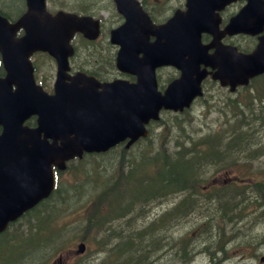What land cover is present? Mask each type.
<instances>
[{
	"label": "water",
	"instance_id": "water-1",
	"mask_svg": "<svg viewBox=\"0 0 264 264\" xmlns=\"http://www.w3.org/2000/svg\"><path fill=\"white\" fill-rule=\"evenodd\" d=\"M29 5L30 11L22 20L27 19L26 34L20 40H13L11 35L18 25L10 24L0 15V50L8 71L5 77H0V123L4 125L0 134V231L9 220L51 192L53 164L63 168L65 160L75 154L106 150L127 136L131 137L129 145L147 134L145 121L151 116L158 117L163 103H177L170 99L175 89L187 91L190 97L194 94L191 85L184 84L192 72V60L179 62L183 74L163 96L155 91L154 81L149 77L139 79V75V82L116 79L101 83L94 76L78 73L67 81L68 54L72 51L68 41L73 31L80 29V19L62 11L56 16L46 15L43 5L34 6L32 0ZM33 10L45 15L42 23L32 18H38ZM36 48L48 49L57 58L54 94L35 84L27 57ZM156 48L157 44L145 46L147 58L152 53L150 50ZM139 51L137 45L123 44L118 66L126 71L130 68L138 71ZM129 52L130 59L125 55ZM160 62L158 59L157 63ZM215 63L219 65L218 61ZM145 71L149 72V67ZM263 71L264 40L257 51L241 55L237 69L245 81ZM203 75H199L198 81ZM13 83L17 84L15 89ZM32 114H38L35 127L24 124ZM79 248L83 250L84 244Z\"/></svg>",
	"mask_w": 264,
	"mask_h": 264
},
{
	"label": "rangeland",
	"instance_id": "rangeland-1",
	"mask_svg": "<svg viewBox=\"0 0 264 264\" xmlns=\"http://www.w3.org/2000/svg\"><path fill=\"white\" fill-rule=\"evenodd\" d=\"M68 1L70 5H74V0ZM163 1L165 2V0ZM5 2L6 0H0V9L4 12L8 13L9 10L10 12L18 13L23 9L20 7L21 4L19 2H13V8L11 5L8 8L7 5H4ZM56 2L58 3V0H56ZM44 59L46 60L45 63H43ZM38 61L40 64V71L48 75L52 83L55 78V62L44 57H39ZM94 63H97V61L94 60ZM104 63L108 64L107 62ZM257 79L252 83L253 88L241 90L242 101L240 104H242L241 109L245 111V121L247 122L249 121L248 119H250L252 122L249 126L252 127L251 130L253 132L251 138L257 139L258 141L254 144V148H259L260 151L263 152V155L252 159L247 154V151H238L235 159L237 157L240 158V167L237 168V165L235 164L234 169L230 170L232 171V175L233 173L237 174L241 172V178L243 181L264 182V117H262L263 113L259 112L261 109L259 100L253 99L255 95H260L264 98V81L258 84L260 80ZM217 88L218 87L212 83L208 84L209 94H214L216 99L218 97L215 92ZM212 101V99H206V102L195 104L191 110L192 118L186 119L191 122L183 121L177 123L172 121L186 118L185 113H175L176 116L173 115L174 112L168 111L164 113L161 124L170 119L165 126V130L161 124H156L149 137L153 140V148L155 152L162 150L163 148L174 151L176 149L177 141L189 138L197 139L206 137L208 132L215 128H218L222 134H227V121L232 117V112L230 111L231 108L222 107L219 109L220 104ZM253 102L255 107L254 111H248L247 108H252ZM229 121L236 125V119L234 120L233 118V120ZM168 125L169 128L167 127ZM145 140L146 139L135 144L133 148L129 150H123V146H118V149L113 152L109 151L103 154H95L97 157L96 161L90 159L89 156L86 158L88 162L90 161L89 166L99 164L100 166L97 168L101 170L105 176H110L112 173L116 172L105 185L107 187L109 183L115 181V179H119L118 181L121 182L122 190H115V193L113 192L112 195L116 198L123 196H134L138 198L145 194L142 184L148 185L151 180L141 181V179L146 175H149V167L153 164L152 161L149 160V156H147V150L143 147L146 146L144 144ZM126 153H129V155H126ZM128 158H134L132 160V165H128V162H126ZM79 163L80 162L73 163L71 167L66 168L62 172V175L60 176L62 182L59 188V190H61H58L59 192L57 191L52 197L46 200V202H48L47 206H41L43 208L36 212L37 214L35 215L37 216H46L51 209V214L47 215V218L42 219L36 224L34 232L31 234V237L34 239L31 251L26 252L23 255L22 263L18 264H36L41 260L46 261L43 264H52L59 259L64 264H102L104 258L107 257H110L109 259H112V261L114 258L117 261L116 258L121 257L118 260L120 264H131L133 261L132 258H134V256H130L127 253L116 249L114 245L116 241L115 238H111L110 242L105 243L99 248L96 239L102 237L101 235H97L98 233L95 234V227H92V220L87 217L86 205L89 203L88 201L97 199L99 192L102 190V186H99L98 182H96L93 168H89L88 172L80 177L81 173L76 169ZM214 169L215 166H211L207 173L203 174L204 179L201 183L209 184L212 181L221 182V180L227 175V171H216ZM103 174L100 176L101 180H104ZM180 183L183 185L188 184L189 187L177 189V186H175L174 194L167 197V199L170 205L174 201L180 210L185 213H190V215L187 219H182L178 225L177 231L172 235L171 240L179 239L184 230L193 232L192 238L194 252L192 255L194 261L192 264H209V260L208 258H205V254L210 250L216 252L221 241L219 238L220 231L227 234V239H237L236 242L242 244V246L252 242L255 233L259 234L264 232V219H255L253 211L248 213V211L246 212L244 210L246 208H242L243 210L240 217H233L232 220L225 219L219 210L227 209L232 205L230 202L226 203L218 198H198L193 195L192 186L189 181H182ZM252 192L253 193L242 194L239 203H246L250 198L264 194V186H259ZM111 200L113 201V205L114 197H112ZM181 200L183 201L181 202ZM258 200L259 201L256 202L264 205V197ZM250 203L251 201H249V205H251ZM101 204L102 206L105 205L104 208H102V212H107L105 208L107 203L103 201ZM165 204V198L152 200L146 204L145 214L154 212L156 209H161L162 205ZM263 208L264 206L261 210ZM112 210L115 211L116 207H113ZM32 220L33 217L31 216L23 217L12 227V231H23L25 229L23 226L30 223ZM25 232L27 231L25 230ZM28 234H30V232H28ZM15 235L16 234H13V236ZM209 235H212V237H208ZM23 237L24 236L22 235V238ZM45 238L52 240V242L55 243L45 246L46 242H42ZM80 241H84L87 245L82 254L76 252ZM205 245H209V247H205ZM228 246H236V244L230 242ZM235 249L236 248L232 249L231 252ZM146 250L143 253H146L149 257L143 259L145 262L148 260L153 261L157 258H163V263H165L166 261L171 262L174 258L173 255H169L173 254V249L169 250L165 256L162 257H157L159 253L157 251L154 252L155 250H150V252H146ZM262 252H264V243L262 246H259L258 255ZM8 254H10V257H15L16 260L21 257L15 243L13 247L10 245H0V264L1 260ZM35 254L38 255L37 258H35ZM14 264H17V262ZM224 264H255V262L253 258L240 260V255H237L235 258L225 260Z\"/></svg>",
	"mask_w": 264,
	"mask_h": 264
},
{
	"label": "flooded vegetation",
	"instance_id": "flooded-vegetation-1",
	"mask_svg": "<svg viewBox=\"0 0 264 264\" xmlns=\"http://www.w3.org/2000/svg\"><path fill=\"white\" fill-rule=\"evenodd\" d=\"M47 8L49 11L55 13L58 10L64 9L67 11L75 12L81 16H92L99 22L100 35L97 39L104 38L101 41H107L111 46H116L110 39L112 29L120 26L127 18L125 12L126 7L130 6L129 0H74V5H70L68 0H46ZM142 10L135 9L133 11V30L131 34L135 36V43H140L143 36L149 34L153 30V25L148 21V17L154 24L156 31L162 28V24L167 23L176 13L180 10L187 16V9L190 8V22L195 23L200 31V45L202 47V57L208 55H235L238 52L249 53L257 49L260 38L264 34V0H138ZM13 2H19L21 8L20 12H10V20L15 22L27 10V0H6L4 5L8 8ZM248 8L247 14L244 16L242 12ZM122 9V10H121ZM235 19L234 25L229 29L230 23ZM252 26L260 28L256 33H249L242 30L243 26ZM24 32L21 27L16 31L17 35ZM179 26L174 25L171 35L176 36L179 34ZM160 31L156 34H151L150 39H155L161 35ZM81 40H77L79 42ZM111 41V42H110ZM99 42V41H98ZM115 53V60L117 51L113 48ZM114 63L116 65V62ZM77 66V65H76ZM202 67L205 65L202 64ZM78 68H84L79 67ZM87 69V68H86ZM166 69L165 71H163ZM209 70H213L208 67ZM104 78L106 77H119L133 79L132 75L126 72H91ZM106 74L107 76H103ZM180 72L175 66L161 65L157 68L156 79L159 89H165L169 82L178 77ZM264 77V73L251 78L248 85L237 84L233 89L231 85L222 84L218 79L212 77L209 73L202 81L204 89V97L212 99V102L219 103L222 107H239L242 101L241 90L251 88L252 81L255 78ZM257 79V80H258ZM228 80V79H227ZM46 79H43L45 83ZM207 83V84H206ZM212 83L218 88L216 89L217 99L214 94H209L208 84ZM46 86V85H45ZM251 86V87H250ZM216 99V100H215ZM204 100V99H203ZM201 97L196 98L193 104L201 103ZM226 136V134H224ZM223 147L225 143L223 142ZM238 149L231 151L232 156L226 155V149L219 150L220 158L218 163L221 171H227V175L219 181H212L209 184L201 182H190L192 186V193L198 198H218L219 200L230 202L232 204L227 209L219 210L224 217L228 211H233V217H240L242 208L248 213L254 212L255 219H264V206L262 203L256 202L262 199L264 194L250 198L246 203H239L242 194L253 193L252 191L259 186H264L262 181H243L240 177L232 175L230 169H234L235 164L239 165L240 158H236ZM239 178V179H238ZM196 189L194 188V185ZM174 186H179L181 189L189 187L188 184L174 182ZM174 191H167L165 194L170 195ZM137 200L138 204L128 207L123 214L110 215L109 218L106 214H95L94 232L97 235L104 236L97 240V244L104 245L110 242L111 238L117 239L114 243L116 249L127 253L134 251V258L131 264H145L144 251L155 250L159 255L157 257L165 256L169 250H174L173 259L171 262L163 263V258H157L153 261H147L151 264H192L193 262V232L184 230L179 239L171 240L172 235L177 231L179 223L182 219H187L190 213H185L173 201L170 205L167 198L166 204L162 205L161 209H156L154 212L145 214L142 205L145 204V198L138 197L132 198ZM157 199H160L159 197ZM183 200H181L182 202ZM180 202V203H181ZM225 218V217H224ZM120 219V220H117ZM225 219H230L229 217ZM227 234L222 231L219 232L221 239L220 245L216 252L210 250L205 254L208 258L209 264H224L225 260L235 258L240 255V260H248L253 258L255 264H264V252L258 255V248L264 243V232L254 235L252 242L248 244H238L237 239H227ZM208 237H212L209 235ZM230 242H234L236 246H228ZM102 247V246H101ZM209 247V245H205ZM236 248L233 252L232 249ZM149 257V256H148ZM102 264H111L110 261Z\"/></svg>",
	"mask_w": 264,
	"mask_h": 264
},
{
	"label": "trees",
	"instance_id": "trees-1",
	"mask_svg": "<svg viewBox=\"0 0 264 264\" xmlns=\"http://www.w3.org/2000/svg\"><path fill=\"white\" fill-rule=\"evenodd\" d=\"M75 58V64L77 66L87 68L91 71L98 72L99 74H101V72H111V70H113L114 68V51L111 44L107 41L94 42L83 40L79 42L77 56H75ZM94 60H96L97 63H94ZM104 62H107L108 64ZM102 75L107 76L106 74ZM258 80H260L258 83L260 84L264 81V77H260ZM253 99L259 100V105L261 107L259 112L263 113L262 117H264V98H262L260 95H255ZM219 109L221 108L219 107ZM254 109L255 107L253 102L252 108H247V110L252 112L254 111ZM231 112L232 117L229 120H233L234 118V120L236 119L237 122L235 125L232 124L229 120L227 121L228 128L226 130V137H223V135L221 134L222 132L218 128H215L214 130L209 131L206 137L197 139L189 138L177 141L176 149L174 151L166 150L163 148L162 150H159L148 157L153 164L150 165L151 167H149V175H146L145 177H143V179H141V181L151 180L148 185L142 184L145 192V196H143L145 197V200H148L151 197L159 196L164 191H174L175 186L173 185L174 183L171 182L189 181L196 183L202 181L204 179L203 174H206L211 166H216L218 164V160L220 158L219 150L221 148L226 149V155H229L230 157L232 156L231 151H234L235 149H238V151L241 152L247 151L249 157H251L252 159H255L259 156V154L257 153L259 148H254V144H256L258 141H252L251 139V136L253 134L251 130L252 127H249L252 123L251 120L248 119L249 121H245V111L243 109H239V107H234V110H231ZM185 117L186 118L179 120H171L177 123H181L183 121L191 122L190 120H186L191 119L190 117ZM223 142H225L224 147L222 145ZM144 144L146 145L145 147L148 148V150L154 149L152 138H147L144 141ZM122 148L123 150H126L124 146ZM116 149H118V147L112 148L110 152H113ZM236 153L234 152L233 155ZM88 156L94 161L97 160L95 154H88L85 158L80 159L81 166H79V169L86 173L89 168H93L95 176L97 177L96 181L98 182V185L102 186V190L99 192L98 197H101L103 199L107 197L109 198L110 196L115 197L114 195H112L113 192L115 193V190H122L121 182L118 181L119 179H115V181L109 183L107 187L105 185L106 182L110 178H112L116 172L112 173L110 176H105L102 171L97 168L98 166H100L99 164L89 166L90 161L88 162V160H86ZM132 160L133 159L131 158H128L126 160V162H128V165H132ZM102 174L104 175V180H101L100 178ZM193 186L196 189L195 184ZM132 198L137 197H115L114 203L117 205V208L119 207L116 211V214H123L128 207L137 205V200H134ZM47 204L48 202H44L42 203V206H47ZM226 213L227 214H225L224 217H229L230 220H232L233 218H231L230 216H233V211L227 210ZM34 229L35 228L33 227H29L31 233L34 232ZM10 239L11 235L10 230L8 229L0 234V245L12 246V242ZM28 241L33 243L34 239H29ZM48 241L49 240L45 238L42 242ZM127 254L133 256L135 253L134 251H129L127 252ZM143 255L144 259L148 257L146 253H144ZM9 262L10 254H8L1 260V264H8ZM115 264L120 263L116 262ZM145 264L151 263L146 262Z\"/></svg>",
	"mask_w": 264,
	"mask_h": 264
},
{
	"label": "bare ground",
	"instance_id": "bare-ground-1",
	"mask_svg": "<svg viewBox=\"0 0 264 264\" xmlns=\"http://www.w3.org/2000/svg\"><path fill=\"white\" fill-rule=\"evenodd\" d=\"M176 188H177V189H180V187H179V186H177ZM228 205H229V204H228ZM253 214H254V213H253ZM116 240H117V239H116Z\"/></svg>",
	"mask_w": 264,
	"mask_h": 264
}]
</instances>
